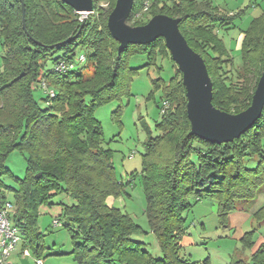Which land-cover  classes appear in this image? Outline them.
<instances>
[{
  "label": "trees",
  "instance_id": "1",
  "mask_svg": "<svg viewBox=\"0 0 264 264\" xmlns=\"http://www.w3.org/2000/svg\"><path fill=\"white\" fill-rule=\"evenodd\" d=\"M100 1L94 0V12L83 24L79 13L61 0H24L25 29L21 0H0L4 48L0 72V209L11 202L8 195L13 193L11 221L21 230L23 248L35 259H43L46 248L45 235L38 228L39 208L65 193L75 204L62 203L61 218L56 220L72 238L69 255L77 264H211L208 258L200 262L181 255L190 198L196 202L215 200L222 227L228 226L230 214L240 203L257 198L264 188V111L240 138L211 143L190 135L181 71L178 69L181 78L169 83L161 78L152 80L155 91L150 98L160 91V110L165 109L164 103L168 107L156 125L158 136L153 137L146 127L149 136L139 175L147 198L146 215L162 256L150 253L143 242L133 239L135 233L142 232L141 227L107 204L109 197L122 195L126 185L118 179L113 151L104 146L95 109L130 96L137 73L129 67L131 56L144 52L148 65H153L159 53L171 54L163 38L146 45L130 44L120 54V44L108 28L116 0H109L107 10L98 7ZM144 3L134 0L128 19L131 26H143L156 15L181 18V32L207 65L215 107L230 114L250 107L264 72V11L243 31L242 63L236 68L218 29L237 28L235 20L242 18L247 8L227 13L214 0H151L149 11L137 17ZM78 47L92 53L81 55L77 62ZM57 51L64 56L54 61L53 69L46 70L48 57ZM85 62L93 66L91 75L77 71ZM43 83L52 88L54 97L45 93ZM36 89H41L43 96L37 97ZM17 150L27 160L24 178H17L7 167L9 156ZM248 156L259 159L256 168L245 166ZM5 178L13 179L16 187L9 186ZM253 219L264 223V206ZM254 236V231L243 235L240 242L244 249H253ZM230 264L249 263L238 260ZM250 264H264V242L252 254Z\"/></svg>",
  "mask_w": 264,
  "mask_h": 264
},
{
  "label": "rangeland",
  "instance_id": "2",
  "mask_svg": "<svg viewBox=\"0 0 264 264\" xmlns=\"http://www.w3.org/2000/svg\"><path fill=\"white\" fill-rule=\"evenodd\" d=\"M214 3L227 13H237L241 9L247 8L246 14L235 20L237 28L230 31L218 29L219 37L224 40L237 68L242 63L241 44L237 48L238 34L240 30L249 26L253 18L264 11V0H214ZM98 7L104 10L109 9V0H101ZM79 15L81 21L84 18L86 20L89 16V14L87 16ZM91 53L92 51L89 49L78 47L75 50L77 62L81 55L89 56ZM3 56L4 48L0 40V72L3 66ZM62 56H64L62 51H57L49 56L46 61V70L53 69L54 61ZM148 64V55L144 52L131 56L129 67L136 69L137 73L131 82L130 96L125 95L121 99H115L97 106L95 116L103 128L104 146L110 148L114 153L113 161L118 179L126 185L125 192L120 196L109 197L107 204L129 215L142 229L141 233L133 235V239L143 242L150 253L156 257H161L162 252L158 238L152 232L146 215L147 198L139 175L142 172V159L149 136L146 127L151 130L153 137L158 136L160 132L156 125L161 119V113H164L168 107L166 104L164 111L160 110V91H156L155 97L150 98L155 91L152 80L161 78L169 83L181 77L178 72L179 67L173 61L172 56L159 53L155 64ZM77 69V71L88 75L93 73V66H90L89 62L79 64ZM36 94L37 97L43 96L41 89H36ZM86 101L90 103L91 99L88 97ZM40 103L43 108L46 107L44 101H40ZM262 144L264 149V140ZM258 164L259 159L257 157L248 156L245 158V166L249 169L256 168ZM7 167L17 178H24L27 170L25 155L18 150L14 151L7 160ZM133 175H135L134 181H132ZM5 181L9 186L16 187L13 179L5 178ZM8 197L11 202H14L13 193H9ZM51 202L52 204L43 205L39 208L38 228L45 235L44 259L46 264H74L66 259L73 256L56 255V253L68 254L73 248V242L69 232L62 226L55 227L53 222L54 219L61 218L62 203L73 205L75 200L65 193H60ZM190 204V211L185 215L187 230L180 243L183 257L200 262L208 258L211 264H230L238 260L251 263L253 251L264 242V223L250 220L249 224L246 225L248 231L255 232V247L244 249L241 242L232 240V233L221 226L218 217V203L215 200L206 198L196 202V199L191 197ZM183 241H193L194 243L185 242L183 245ZM27 261L28 264H32L30 259Z\"/></svg>",
  "mask_w": 264,
  "mask_h": 264
},
{
  "label": "water",
  "instance_id": "3",
  "mask_svg": "<svg viewBox=\"0 0 264 264\" xmlns=\"http://www.w3.org/2000/svg\"><path fill=\"white\" fill-rule=\"evenodd\" d=\"M61 1L84 16L94 12V0ZM21 3L26 29L24 0H21ZM133 7L134 0H117L108 18L109 31L120 44V54L130 44L146 45L159 38L165 40L173 61L183 74V85L187 92V113L191 123L190 135L211 143H229L240 138L260 119L264 111V72L258 81L249 108L239 114H230L218 109L213 104V82L207 65L181 32L182 19L156 15L143 26H131L128 19ZM82 23H85V18Z\"/></svg>",
  "mask_w": 264,
  "mask_h": 264
},
{
  "label": "crops",
  "instance_id": "4",
  "mask_svg": "<svg viewBox=\"0 0 264 264\" xmlns=\"http://www.w3.org/2000/svg\"><path fill=\"white\" fill-rule=\"evenodd\" d=\"M261 13L262 12H260V14ZM260 14H258V16ZM244 30H240V32L238 34V37H237V42H238L237 43L238 44L237 48L240 47V44L242 43V40L244 38V34H243ZM263 206H264V188L260 191L259 195L257 196V198L253 202H249V205H248V203H240L239 204L238 209L230 215L228 226L224 227L225 229L229 230V232L232 233V236H231L232 240H236V241L240 242V240L243 237V235L246 232H249L248 228H247L248 226H246V225L249 224L250 220H254L253 219V215L258 210H260ZM185 242L188 243V244H190V243L193 244L194 243L193 241H185ZM185 242L183 241L182 244L185 245L184 244ZM237 250H240V249H237ZM25 251H29V250L28 249H24L23 248V244L21 242L18 245L17 249L11 255V257L9 259V264H28L27 263L28 259H30L32 261V264H35V262H34L35 258L32 256L31 252L29 251L30 254H31L30 256H26L24 254ZM256 251H257V249H255L253 251V253H255ZM70 252L68 254L56 253V255L57 256L69 255ZM66 259H67V261H70V262H72L74 264H77V262H75L73 257H68ZM43 260H44V263L46 264V260L44 258H43Z\"/></svg>",
  "mask_w": 264,
  "mask_h": 264
},
{
  "label": "built area",
  "instance_id": "5",
  "mask_svg": "<svg viewBox=\"0 0 264 264\" xmlns=\"http://www.w3.org/2000/svg\"><path fill=\"white\" fill-rule=\"evenodd\" d=\"M151 5V0H145L144 7L142 12L137 15L141 17L143 13L149 11ZM85 58L81 57V61ZM65 65H62V68H65ZM42 88L51 97L55 96L54 91L46 83L42 84ZM167 103H164L166 107ZM164 111V110H163ZM14 212V205L8 201L3 208L0 209V264H9V259L13 252L17 249L18 245L22 242L21 230L13 224L11 221V215ZM53 225L55 227L60 226L59 220H54ZM26 256H30L29 251H25ZM35 264H45L43 259H35Z\"/></svg>",
  "mask_w": 264,
  "mask_h": 264
}]
</instances>
